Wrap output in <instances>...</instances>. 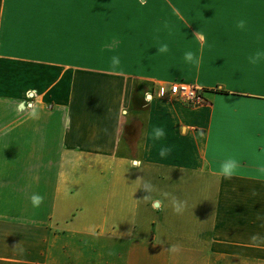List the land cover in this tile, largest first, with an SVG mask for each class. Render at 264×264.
<instances>
[{"label": "crops", "instance_id": "obj_1", "mask_svg": "<svg viewBox=\"0 0 264 264\" xmlns=\"http://www.w3.org/2000/svg\"><path fill=\"white\" fill-rule=\"evenodd\" d=\"M258 48L264 0H0V152L21 153L0 165L21 170L19 200L37 185L49 201L0 209V264H264ZM176 83L206 102L175 98Z\"/></svg>", "mask_w": 264, "mask_h": 264}, {"label": "clouds", "instance_id": "obj_2", "mask_svg": "<svg viewBox=\"0 0 264 264\" xmlns=\"http://www.w3.org/2000/svg\"><path fill=\"white\" fill-rule=\"evenodd\" d=\"M141 2H143V0H141ZM172 12L174 15L179 17L181 20L183 19V17L180 14L179 9H177L176 7H172ZM236 27L243 30L245 28V21L240 20L237 23ZM196 35L198 36V38L203 40V37L198 32L196 33ZM257 40H260V36H257ZM168 51H169V49H168L167 44L161 45L158 49L159 53H167ZM184 60L187 63L196 65L197 67L200 64L199 58H197L195 56V54L191 51L185 53ZM247 62L250 66H252L253 69H259L261 67H264V48H258L254 53L249 55L247 57ZM120 63H121V61H120V58L118 56L112 57V59H111L112 68L117 71V74L122 75L123 74L122 70H119ZM145 135L147 136L148 134L145 133ZM166 135H167L166 131L163 127H153L151 135L148 136V138L150 140H152L153 142H156V141H161L164 138H166ZM170 152H171L170 148H168L166 146H162L159 150V157L161 159H164L170 154ZM237 168H238L237 162L234 159H228V160L223 161L220 164L218 174L220 176L224 177L225 179H230L235 174ZM260 171L264 172V168H261ZM29 199H30L31 204L34 208L40 207V205L44 201V197L39 195V194H36V193H33L29 197ZM173 210L177 213H180L182 211L181 202H179V201L174 202ZM85 243H86V241H85ZM168 250L170 253H178L181 250V245L172 244L169 246Z\"/></svg>", "mask_w": 264, "mask_h": 264}, {"label": "rangeland", "instance_id": "obj_3", "mask_svg": "<svg viewBox=\"0 0 264 264\" xmlns=\"http://www.w3.org/2000/svg\"><path fill=\"white\" fill-rule=\"evenodd\" d=\"M21 76L22 75L20 74L19 81H22ZM26 77H27V75H26ZM32 79L33 78H32V75H31L30 80H32ZM27 82H29V81L27 80ZM32 91L33 90H30L29 92H27L25 97H28V93H30ZM23 107L25 109H27L25 105H23ZM17 113H19V112H17ZM14 115L16 117V112H14ZM19 118L20 117H18V119ZM17 121L18 120H16L15 123ZM10 128L14 129L13 127H10ZM0 148H1V143H0ZM6 153L8 155V161H14L15 162L14 164H17V161L21 160L20 151L17 152L16 150H14L13 154L11 152H6ZM6 153L4 152V149H3L2 152H0V162H5ZM3 164H5V163H3ZM19 171H21V170L18 169V168H15V167H13V169L10 170L5 165H0V178H1L0 188H4L7 191H9L8 197L10 196L9 199H7L6 202L0 203V209H2V210L7 209L8 211H12V212H20V210H24L26 208L27 209L29 208L32 212H36V210L41 209V207H43L45 205H48L49 201H43V203L40 205V207L34 208L32 206V204H31L30 200L29 201H25V200L21 201V200H19V199H21L20 195L23 194L22 191H21L22 184L19 182V179H21V172H19ZM7 175L10 178L13 176V181L11 183L10 182H8V183L4 182V180H6L5 177ZM10 178L8 179L9 181L11 180ZM29 187L31 189L30 190V196L33 193L39 194L45 188V186H37V185H33V186H29ZM23 196H25V194H23ZM65 205H69V204L65 203ZM30 219H33V221H36V219H38V217L36 215V216L31 217Z\"/></svg>", "mask_w": 264, "mask_h": 264}, {"label": "built area", "instance_id": "obj_4", "mask_svg": "<svg viewBox=\"0 0 264 264\" xmlns=\"http://www.w3.org/2000/svg\"><path fill=\"white\" fill-rule=\"evenodd\" d=\"M170 93L189 106H199L206 102L204 90L194 85L185 83L172 84Z\"/></svg>", "mask_w": 264, "mask_h": 264}]
</instances>
